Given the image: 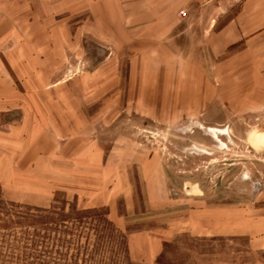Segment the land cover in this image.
Masks as SVG:
<instances>
[{
	"label": "rangeland",
	"instance_id": "374dc122",
	"mask_svg": "<svg viewBox=\"0 0 264 264\" xmlns=\"http://www.w3.org/2000/svg\"><path fill=\"white\" fill-rule=\"evenodd\" d=\"M167 3L0 0V264H264V88L208 35L141 42Z\"/></svg>",
	"mask_w": 264,
	"mask_h": 264
},
{
	"label": "crops",
	"instance_id": "0c3cea01",
	"mask_svg": "<svg viewBox=\"0 0 264 264\" xmlns=\"http://www.w3.org/2000/svg\"><path fill=\"white\" fill-rule=\"evenodd\" d=\"M167 2L169 5L176 3L172 9H176V11L170 18L172 22L168 25L158 20L141 26L148 30L142 34L141 42L147 41L148 35H152L155 29L165 28L162 25H166L168 36L184 38L185 43L196 44L195 42H198L205 45L206 35H208V38L216 44V48L207 53L192 54L193 60L219 61L224 53L229 52L230 56H227L226 60L215 64L214 78H221L224 69L230 72V76H235L245 63L247 76L253 82L251 87L264 88V0H242L238 6H231L232 14H228V16L225 15L228 13L227 11L220 12L221 14L217 11L209 24L202 18L208 9L199 6L195 0H167ZM169 5L167 3L166 7ZM155 8L159 10L160 5ZM182 9L186 10L187 16H181ZM133 11L137 12L136 9ZM155 11L154 9L153 12ZM159 13L156 11L154 18H159ZM239 47H242L241 51L237 50ZM149 57L151 60L159 59L154 54H150ZM149 57L143 54L132 57L134 62L132 61L130 65V88H146L147 77L144 76L146 66L142 62H146ZM210 69L205 66V72L211 74ZM249 84L251 85V83ZM215 88L220 87L215 86Z\"/></svg>",
	"mask_w": 264,
	"mask_h": 264
},
{
	"label": "trees",
	"instance_id": "16d2710c",
	"mask_svg": "<svg viewBox=\"0 0 264 264\" xmlns=\"http://www.w3.org/2000/svg\"><path fill=\"white\" fill-rule=\"evenodd\" d=\"M44 213H46V212H44ZM50 214H53V213H51V212H48V214H47V215H43V216H46V217H45V218H43V219H45V220H46V219L48 218V215H50ZM31 216H33V215L27 214V215H26V217H25V216H22L21 218H22V219H28V218H29V217H31ZM43 219H42V220H43ZM35 222H40V221H39V220H37V221H35ZM48 223H54V222H48Z\"/></svg>",
	"mask_w": 264,
	"mask_h": 264
},
{
	"label": "built area",
	"instance_id": "2783aa9c",
	"mask_svg": "<svg viewBox=\"0 0 264 264\" xmlns=\"http://www.w3.org/2000/svg\"><path fill=\"white\" fill-rule=\"evenodd\" d=\"M202 4H208L214 1H219V0H199ZM183 16H186L184 12L181 13Z\"/></svg>",
	"mask_w": 264,
	"mask_h": 264
}]
</instances>
